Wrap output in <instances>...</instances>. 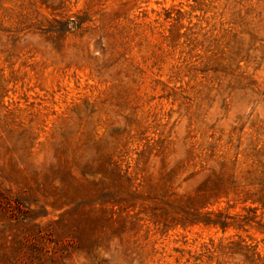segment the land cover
Here are the masks:
<instances>
[{
	"label": "rangeland",
	"instance_id": "rangeland-1",
	"mask_svg": "<svg viewBox=\"0 0 264 264\" xmlns=\"http://www.w3.org/2000/svg\"><path fill=\"white\" fill-rule=\"evenodd\" d=\"M0 264H264V0H0Z\"/></svg>",
	"mask_w": 264,
	"mask_h": 264
}]
</instances>
